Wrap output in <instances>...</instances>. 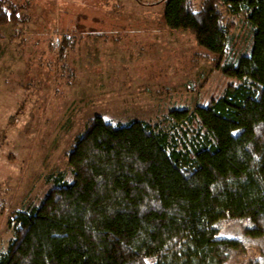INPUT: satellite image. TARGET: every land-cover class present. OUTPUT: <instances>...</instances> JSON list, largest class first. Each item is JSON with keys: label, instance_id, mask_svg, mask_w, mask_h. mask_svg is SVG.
Listing matches in <instances>:
<instances>
[{"label": "trees", "instance_id": "16d2710c", "mask_svg": "<svg viewBox=\"0 0 264 264\" xmlns=\"http://www.w3.org/2000/svg\"><path fill=\"white\" fill-rule=\"evenodd\" d=\"M161 1L168 28L219 60L231 25L239 29L228 17L249 29L250 50L221 67L233 83L157 121H87L68 154L70 177L50 176L45 198L9 219L0 264H226L242 246L220 238L226 224L264 236V0ZM18 10L0 0V26L16 38Z\"/></svg>", "mask_w": 264, "mask_h": 264}, {"label": "rangeland", "instance_id": "374dc122", "mask_svg": "<svg viewBox=\"0 0 264 264\" xmlns=\"http://www.w3.org/2000/svg\"><path fill=\"white\" fill-rule=\"evenodd\" d=\"M14 1L22 34L0 26V252L12 239L9 219L45 198L50 176L69 174L87 121L126 126L205 105L233 83L226 59L251 48L249 29L228 17L239 29L231 25L219 60L192 33L168 28L161 0ZM252 232L224 226L220 238L242 243L226 264L264 261V236Z\"/></svg>", "mask_w": 264, "mask_h": 264}]
</instances>
